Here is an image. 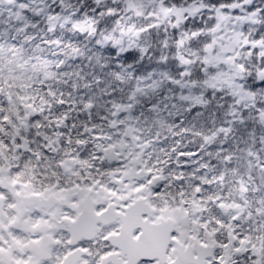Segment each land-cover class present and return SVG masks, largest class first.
<instances>
[{"label": "snow or ice", "instance_id": "6c2138e0", "mask_svg": "<svg viewBox=\"0 0 264 264\" xmlns=\"http://www.w3.org/2000/svg\"><path fill=\"white\" fill-rule=\"evenodd\" d=\"M0 264H264V0H0Z\"/></svg>", "mask_w": 264, "mask_h": 264}, {"label": "clouds", "instance_id": "9594fccd", "mask_svg": "<svg viewBox=\"0 0 264 264\" xmlns=\"http://www.w3.org/2000/svg\"><path fill=\"white\" fill-rule=\"evenodd\" d=\"M131 70V69H130Z\"/></svg>", "mask_w": 264, "mask_h": 264}]
</instances>
